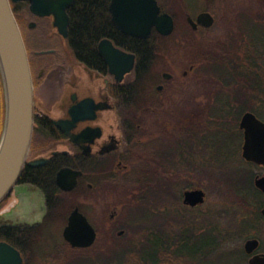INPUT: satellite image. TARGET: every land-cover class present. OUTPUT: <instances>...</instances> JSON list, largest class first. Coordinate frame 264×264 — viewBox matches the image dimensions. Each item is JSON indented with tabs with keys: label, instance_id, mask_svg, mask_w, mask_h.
<instances>
[{
	"label": "flooded vegetation",
	"instance_id": "af4514ba",
	"mask_svg": "<svg viewBox=\"0 0 264 264\" xmlns=\"http://www.w3.org/2000/svg\"><path fill=\"white\" fill-rule=\"evenodd\" d=\"M24 1L27 2L29 9V1ZM156 1L161 12L191 15L192 18L201 12L214 15L237 9L235 6H229V0ZM224 3L226 4L223 5ZM70 6L66 7L67 14ZM29 12L32 15L29 22H34V27L39 22L42 30L47 31L48 40L52 45L46 51H42V54L50 55L46 61L28 56L34 87V123L31 144L24 165L29 167V174L26 176L31 178L34 175L38 176L44 167L51 165L52 179L60 189L56 175L62 167L81 170L82 174L78 176L74 189L60 190L68 195L73 193L76 195L82 190L90 192L92 196L84 201L100 208L103 218L107 217L110 222L106 226L104 224V233L100 235L86 211L81 209L78 200H65L62 197L57 199L52 197L48 200L45 191L38 183L27 178L24 181L17 180L11 192L0 201V251L5 247L15 249L20 259L19 264H64L66 260L72 261V264H80L87 259L93 260V264H112L106 257L109 253L108 249L115 246L114 248L120 251L128 248V242L122 236L124 230L119 228L122 223H117L118 211L107 206L103 208L105 202L101 204L102 199L107 198L108 202L110 192L113 190L126 199L124 196L129 193L128 184L122 180V176L135 162L142 177H145L143 175L145 173L153 174L155 177L151 182H156L155 179L161 181L160 173L165 175L166 167H163L162 172L159 173L160 167H157L156 157L159 158L162 153V157H167L170 168L174 167L177 158H181L180 163L186 159L183 156V148L193 139V135L190 134L187 137L185 135V141H177L175 132L168 131L165 126V122L169 119L162 118V123L159 118L162 111L174 105L176 86L172 82L175 74L163 69L155 72L157 75L153 84L134 86L130 85L135 80L132 68L120 81H117L98 53V48L97 53L102 63L99 68L93 69L82 63L72 52L68 38L69 23L67 34L63 35L54 26L53 15H36L30 9ZM109 13L111 16L110 10ZM193 14L195 16H192ZM116 28L118 29L117 26ZM200 28L208 29L199 25L195 30ZM30 39L33 44L39 41L37 36ZM171 41L182 50L184 39L174 38ZM162 49L159 48L164 53L166 49ZM165 73H169V76ZM186 74L187 71L183 70V75ZM41 87H46L50 92L48 102L41 96ZM72 108L76 109L78 115L84 117L75 121L69 129L60 128L56 121H71ZM212 130L218 131L213 134V146L215 144L220 146L223 128L217 126ZM240 132L243 135L241 129ZM196 139L203 143L204 136L200 135ZM38 159L45 161L36 165L27 164V161ZM81 164H89L90 171L81 169ZM165 164L166 161L163 165ZM108 176H114L117 180H108ZM78 187L79 192L75 191ZM26 192H29L30 196H26ZM31 194H34V197H31ZM74 195L70 196L74 197ZM69 203L73 204L72 207L65 208L64 205ZM75 206L86 214L96 230L95 241L90 246H72L63 236L68 216ZM114 221L116 223L113 225ZM51 233L54 235H49ZM55 234H59L60 237L56 239ZM144 237L142 247L152 242L158 245L160 250L158 264L163 263L164 260H170L171 264H175L177 247L173 245L171 233H146ZM88 249H91L95 255L86 254L91 251ZM101 249H103L101 253L103 257L101 256L99 263H96L94 260L96 250ZM74 255H77L76 259ZM247 255L249 259L250 254ZM190 264H207V255L201 257V263L197 261Z\"/></svg>",
	"mask_w": 264,
	"mask_h": 264
},
{
	"label": "trees",
	"instance_id": "16d2710c",
	"mask_svg": "<svg viewBox=\"0 0 264 264\" xmlns=\"http://www.w3.org/2000/svg\"><path fill=\"white\" fill-rule=\"evenodd\" d=\"M110 0H75L68 8L69 14V43L72 52L80 59L82 63L90 68H99L102 60L97 53V43L108 38L121 49L135 54V65L133 74L135 80L130 85H151L156 79L155 74H147L155 69V63L160 57L161 43L167 38L178 37L177 28L170 35H161L155 29L146 39L133 37L119 31L111 20L109 13ZM254 5L264 10V0H255ZM11 7L19 26L26 25L32 18L26 1L11 2ZM263 13L241 14L238 23V32L228 34L227 40L221 43H215L212 48L204 46L199 36H204L205 28L193 30L186 21L185 34L180 35L184 39L186 48L191 47V56L185 50L187 56L191 57L189 62L193 64V71L202 79V83L218 82L223 87V91L213 95V104L209 109L210 117H227L225 114H232L233 121L237 122L243 112L253 111L259 118L264 120V11ZM178 13L171 14L176 24ZM218 13H215L216 17ZM238 15H235V18ZM198 33V34H197ZM24 38V36H23ZM29 58L43 52H36L35 49H28V44L33 42L30 38H24ZM187 44V45H186ZM175 45V44H174ZM160 46V47H159ZM195 65V66H194ZM166 69V68H165ZM156 70V69H155ZM4 120V93L0 76V135ZM222 123H220L221 125ZM222 137H220L218 151L224 149V154H219L218 159L223 163L235 153L236 148H230L228 138L229 129L222 127ZM241 136V132H238ZM213 145V140L209 139ZM233 142V140H231ZM236 144L235 142L232 145ZM226 149V150H225ZM222 152V151H219ZM230 153V154H229ZM243 159V158H242ZM162 164V159H160ZM243 161V160H242ZM250 166L255 165L244 160ZM137 164H133L128 175L124 177L127 182L144 183L151 182L155 177L153 174L145 179L139 175ZM51 165L44 167L38 176L32 178L26 176L29 174V167L24 166L18 180L24 181L31 179L38 183L46 193L49 200L52 197L65 198L73 194L63 193L54 183L51 174ZM80 168L84 171H90L89 164H81ZM235 177L229 179L230 187L239 198L241 206V218L231 227L221 230L214 223H210L205 231L194 233L192 227L187 225L184 230L178 234L176 258L179 264H190L200 262L201 257L207 255V264H248V255L244 249L223 248L221 245L229 243L233 238L256 237L259 239V249L264 250V239L259 238V226L264 223V216L260 212L264 204V193L254 185L255 174L251 169H247L245 164L235 167L233 172ZM108 180L116 181V177H107ZM160 180V179H159ZM231 181V182H230ZM152 185V184H151ZM158 186L156 192L161 190ZM79 187L75 190L79 192ZM166 189V188H165ZM164 189V190H165ZM140 190V189H139ZM73 191V192H75ZM145 191V190H144ZM141 189L140 192H144ZM162 191V190H161ZM145 204V203H144ZM73 204L65 208L72 207ZM125 206V205H124ZM138 205L137 210L129 207L130 217L128 220L142 219L150 217L151 211ZM126 210L123 209L122 214ZM126 213V212H125ZM119 215L117 222L123 224V216ZM116 222H113V225ZM190 226V227H189ZM189 231V232H187ZM148 233H159L149 230ZM106 256L112 264H158V253L160 252L157 244H149L140 248H124L120 251L114 247L108 249ZM100 255L96 254L95 261L99 263ZM93 260H83L80 264H93Z\"/></svg>",
	"mask_w": 264,
	"mask_h": 264
},
{
	"label": "rangeland",
	"instance_id": "374dc122",
	"mask_svg": "<svg viewBox=\"0 0 264 264\" xmlns=\"http://www.w3.org/2000/svg\"><path fill=\"white\" fill-rule=\"evenodd\" d=\"M254 2L255 0H229V6H235L237 9H232L228 12H219L216 17L214 16L213 25L205 30L204 36L197 35L204 43V46L212 48L215 43H221L227 40L228 34L237 33L239 26L236 21L240 20L241 14L263 13L262 11L264 10L254 5ZM225 4L226 3L223 5ZM236 14L238 17L235 18ZM176 15L175 25L177 33L180 36L185 34L187 20L185 14L178 13ZM192 16H195V14ZM30 19L27 21L26 25L20 26L22 35L25 39L37 36L39 41L35 44H28V49L31 47L35 49L36 52L46 51V49L52 45L48 40L47 31L42 30L39 22H37L36 27H33L35 29H31L28 26L29 21H31ZM179 36L166 39L161 43V47L159 46L160 50L164 48L166 51L164 49H162L164 53L160 51V57L154 65L156 70L154 69L151 73L155 74V72L166 68L168 71L175 74L172 82V84L176 86L174 105L172 104L168 106L164 112L162 111L159 118L161 120L162 118L166 120L169 119L165 122V126L168 131L175 132L177 141H185L187 135L190 134L193 135V139L183 148V156H185L186 159L180 163L181 158H177L176 167L170 168L167 157H162V153L159 158L156 157L157 167H160L159 173L162 172L163 167H166V172H164L166 174L163 175V173H160L162 176V179H160L161 181L155 179L157 180L156 182H144L142 184L127 182L124 177L128 175L129 172H126L125 175L122 176V180L128 184L127 189L129 193L124 196L126 199L122 198V195L115 190L110 192L108 202L107 198L106 200L102 199L101 204L105 202L102 205L103 208L107 206L112 210L116 209L118 211L117 218L122 214L123 209L126 210V213L124 212V214H122L124 218L123 224L125 225L119 228L124 230L122 236L127 239L128 248H141V244H143L142 241L145 239L144 236L149 230L166 234L171 233L173 245L175 246L179 238L178 234H180L187 225L192 227L194 233L205 231L210 223L217 224L221 230L226 227H231V225L233 226L241 218L242 210L239 205L240 200L229 183V179L235 177L233 173L235 167L237 168L242 163V165L245 164L247 169H251L255 176L264 174V166H250L246 164L241 157L242 133L241 136L238 134V132H240L238 129L239 120L234 122V117H232V114L229 112L225 113L227 117L224 118L212 115L210 117L209 109L214 102L213 95L223 91V87L218 82H216V84H212V82L202 83V79L193 71V64L189 62L191 57L187 56L185 53V50H187L191 56V47L188 46V48H186L185 45H183L182 50H179V47L174 45V41H171V39L174 38L180 39L181 37ZM30 57L36 60L46 61L50 58V55L39 54L35 55V57ZM183 70L187 71L186 75H183ZM40 93L42 98L48 102L49 90L46 87H41ZM189 108H191V110H189ZM161 122L163 123V120ZM220 123L223 125H220ZM217 126L229 129L228 138L229 140H233V142H231V140L229 141L231 143L230 148H236L235 153L232 155L229 153L230 157L225 160L224 163L219 161L217 157L219 154H221V156L224 154V149L222 152H219L218 145L215 144V146H213L211 144L212 142L209 141V139L214 137L213 134L218 133V131L212 130ZM200 135L204 136V140H202L203 143L196 139V137L198 138ZM205 137L207 138L205 139ZM168 142L170 143V141ZM234 142L236 144L232 145ZM162 145H164V143H162ZM160 159H162L163 163L166 161V164H160ZM134 164H136V162ZM139 175L141 176L140 173ZM143 175L145 179L149 176L147 173ZM158 186L163 187L161 188L162 191L159 190L156 192ZM188 188L203 189L205 192L203 203L195 207L185 205L182 202V193ZM141 189L145 191L142 193L140 192ZM119 191L121 192L122 190ZM26 196H30L29 192H26ZM91 196L90 192L82 190L74 195V197H65V200H78L81 209L86 211L88 218L95 225L97 231L100 232L99 234L103 235L102 233H104L105 226L108 225L107 223L110 221L107 217L105 219L103 218L100 213V208L93 207L88 204V202L84 201L90 199ZM31 197H34V194H31ZM123 201L125 202V206L121 203ZM11 203H13V201H11ZM138 205L142 206V208L149 209L151 211L150 217L146 220H128L130 217L129 207L137 210ZM117 223H121L120 219ZM259 231V238L264 239V223L259 226ZM49 235L53 236L54 233ZM59 237V234H55L56 239ZM248 238H233L229 243L221 245L219 249L222 250L227 247L232 249H243L244 242ZM258 251L264 252L262 248L258 249ZM102 252L103 249L96 250V254L100 256H102ZM86 254L95 255L92 250L88 251ZM75 257H77V255H74V259H76ZM169 261L170 260H164L161 264H171ZM71 262L66 260L64 264H72ZM179 263L180 262H178L176 258L175 264Z\"/></svg>",
	"mask_w": 264,
	"mask_h": 264
},
{
	"label": "water",
	"instance_id": "95a60500",
	"mask_svg": "<svg viewBox=\"0 0 264 264\" xmlns=\"http://www.w3.org/2000/svg\"><path fill=\"white\" fill-rule=\"evenodd\" d=\"M21 0H0V76L4 92V120L0 135V201L4 199L17 182L26 164L28 150L33 131L34 87L30 70L27 48L19 24L16 20L11 2ZM24 1V0H23ZM29 9L36 15H53L54 26L66 35L69 15L66 7L74 0H28ZM109 10L112 20L124 34L146 39L155 28L162 35H169L174 29L171 14L161 12L156 0H110ZM187 21L195 30L198 26L210 27L214 16L209 12H201ZM34 27V22H29ZM98 53L103 57L109 71L117 81L134 67L135 54L115 46L112 40L103 38L97 45ZM169 76V73H165ZM71 121H56L60 128L69 129L80 118L76 109L71 110ZM239 128L243 130L242 157L249 162L264 166V120L253 111H245L239 120ZM45 160L27 161L36 165ZM81 170L62 167L56 175V182L64 191L76 187ZM254 185L264 193V174L256 175ZM205 192L201 188L186 189L183 192V203L196 206L203 203ZM264 216V204L260 208ZM64 238L77 247L90 246L96 238V230L87 216L75 206L64 227ZM259 239L251 237L245 240L243 248L249 264H264V252L257 251ZM19 264L18 252L5 247L0 251L2 264ZM1 264V263H0Z\"/></svg>",
	"mask_w": 264,
	"mask_h": 264
}]
</instances>
